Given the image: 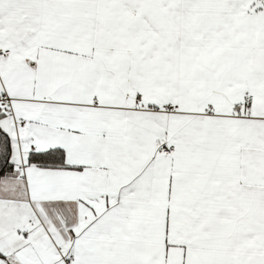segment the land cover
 I'll return each instance as SVG.
<instances>
[{"label":"snow or ice","instance_id":"6c2138e0","mask_svg":"<svg viewBox=\"0 0 264 264\" xmlns=\"http://www.w3.org/2000/svg\"><path fill=\"white\" fill-rule=\"evenodd\" d=\"M0 264H264V0H0Z\"/></svg>","mask_w":264,"mask_h":264}]
</instances>
